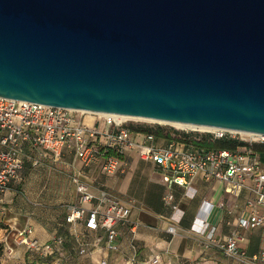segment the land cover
<instances>
[{
    "label": "water",
    "instance_id": "95a60500",
    "mask_svg": "<svg viewBox=\"0 0 264 264\" xmlns=\"http://www.w3.org/2000/svg\"><path fill=\"white\" fill-rule=\"evenodd\" d=\"M0 96L264 136V0H0Z\"/></svg>",
    "mask_w": 264,
    "mask_h": 264
},
{
    "label": "built area",
    "instance_id": "2783aa9c",
    "mask_svg": "<svg viewBox=\"0 0 264 264\" xmlns=\"http://www.w3.org/2000/svg\"><path fill=\"white\" fill-rule=\"evenodd\" d=\"M87 115L93 118L94 125L83 122ZM114 115L88 114L0 96V198L28 160L33 165H37L42 158L58 161L64 152H69L85 166L97 165L104 174L111 175L125 172L127 162H122L121 158L134 151L142 160L158 166L162 171L161 180L168 189L178 186L186 192L191 188V181L200 178L205 182L224 184L225 192L231 196H238L246 190L248 196L238 215L226 220L229 228L226 236L216 239V228H209L206 218L193 231L201 237L204 248L213 247L236 264H261L264 261V251L247 254L238 244L242 240L239 228L264 227V164L252 150V140L232 149L199 147L193 144L196 138L190 136L185 141L170 139L162 142L153 133L132 131L126 119ZM214 129L204 132L210 137L205 139L242 142L240 132ZM254 137L264 141V136ZM70 181L75 198L68 205L66 221L71 236L77 242V253L90 254L102 240L106 249L118 250L117 227L130 224L129 204L110 191H90L89 184L79 171L72 174ZM164 201L170 204L173 194L167 193ZM207 209L208 206L204 207V212ZM228 214L231 215V212ZM178 222L179 219L172 220L167 232L176 234ZM79 226L84 232L97 233L95 240H81ZM32 232L31 226L19 230L16 244L52 256L51 264L66 263L65 256L60 254L65 243L62 235L40 245L32 237ZM158 261V256H154L149 264H157Z\"/></svg>",
    "mask_w": 264,
    "mask_h": 264
},
{
    "label": "crops",
    "instance_id": "0c3cea01",
    "mask_svg": "<svg viewBox=\"0 0 264 264\" xmlns=\"http://www.w3.org/2000/svg\"><path fill=\"white\" fill-rule=\"evenodd\" d=\"M157 138L165 141L162 137ZM68 154L71 153L64 152L59 159V163L66 167L69 163L65 161V155ZM121 161L127 162L124 173L104 174L99 166L94 165L88 167L86 181L90 191L107 190L128 203L130 224L117 227L118 250L106 249L102 240L90 254L77 253L82 264H98L100 261L101 264H149L154 256H158L157 264H236L215 248H204L201 237L193 230L206 218L209 228H216V239L226 236L229 231L226 220L238 215L248 196L246 190L238 196H231L225 192L224 184L205 182L200 178H194L186 192L178 186L168 189L161 180L162 171L153 162L142 160L134 151L127 152ZM61 168L64 173L50 175L47 189L40 186L43 175L37 172L33 184L25 188H19L20 176L11 180L1 196L0 246L6 251L8 247L12 249L10 258L7 257L9 264H45L44 261L50 259L46 253L30 251L16 244L17 232L26 226L33 228L32 237L40 245L62 235L65 243L71 242L78 250L66 221L68 205L75 198L74 188L70 175L65 173L69 169ZM169 192L173 194L170 204L164 201ZM206 206L208 211L205 213ZM178 219L176 234L168 233V224ZM78 229L81 240H95L97 233L84 232L81 226ZM238 234L242 238L238 244L247 254L264 251V227L239 228Z\"/></svg>",
    "mask_w": 264,
    "mask_h": 264
},
{
    "label": "rangeland",
    "instance_id": "374dc122",
    "mask_svg": "<svg viewBox=\"0 0 264 264\" xmlns=\"http://www.w3.org/2000/svg\"><path fill=\"white\" fill-rule=\"evenodd\" d=\"M83 122L88 124V125H94L93 124V118L89 117L87 115L84 117ZM127 124L133 128V129H138L141 128V130L147 129L149 131H157V130H162L164 133L170 132L173 136L176 135V133L180 136L182 135H187L190 136V138H196L198 140L204 139V138H210L207 133H204L206 131H201V130H191V129H181L173 124H168V123H157V122H152V121H145V120H135V119H127ZM102 124H100L101 126ZM242 138V142L248 143L252 140V145L255 143H263L264 141H261L258 137L254 136H247V135H240ZM227 140V139H226ZM212 142V141H209ZM65 161L69 163V165L66 167L64 166L65 164H60L59 160L58 161H52L49 158H42L37 165H33L31 161H26L23 170L20 172V177L21 181L18 185L19 188H25L27 187L28 184L32 183L34 181V176H37V172L41 173L43 175L42 177V182L40 183L41 187L48 188L49 187V179L50 175H60L62 168H68L69 170L65 171L66 175L72 176V174L76 171H79L81 176L85 179L88 177V166H85V164L77 159L74 155L68 154L65 155ZM64 173V171H63ZM69 176V180H70ZM133 176H139L137 174H134ZM36 178V177H35ZM71 183V182H70ZM72 185V183H71ZM100 189H102L100 187ZM15 249L13 245H10ZM12 251V250H11ZM11 251L7 248L4 249L3 246H0V264H9V259L11 254ZM15 252V251H14ZM60 254L64 255L66 258V263L65 264H82L81 260L79 259V255L77 254V250L74 247V245L71 242L64 243L62 251ZM8 257V258H7ZM50 259L44 261L45 264H51L52 256H49ZM57 257V256H55ZM98 264H101V261L98 262Z\"/></svg>",
    "mask_w": 264,
    "mask_h": 264
},
{
    "label": "trees",
    "instance_id": "16d2710c",
    "mask_svg": "<svg viewBox=\"0 0 264 264\" xmlns=\"http://www.w3.org/2000/svg\"><path fill=\"white\" fill-rule=\"evenodd\" d=\"M129 128L132 131H146L153 133L155 137H162L165 141H168L170 139H177L178 141H185L187 135H178L176 133L175 136H173L170 132L164 133L162 130L157 131H149L147 129L141 130V128L133 129L129 126ZM212 141V142H209ZM193 144L199 147L204 148H224V149H232L235 148L237 145H245L244 142H238V141H232V140H226V139H219V140H207V139H194ZM252 150L258 155L260 161L264 164V142L263 143H255L251 145ZM32 251V250H30ZM27 264H41V263H35V262H27Z\"/></svg>",
    "mask_w": 264,
    "mask_h": 264
},
{
    "label": "bare ground",
    "instance_id": "6f19581e",
    "mask_svg": "<svg viewBox=\"0 0 264 264\" xmlns=\"http://www.w3.org/2000/svg\"><path fill=\"white\" fill-rule=\"evenodd\" d=\"M88 114H93L92 112H87ZM117 118L120 119H137V120H145V121H152V120H146V119H140V118H132V117H127V116H123V115H114ZM152 122H156V121H152ZM158 123H163V122H158ZM168 124H173L181 129H191V130H201V131H213L215 130L214 128H210V127H204V126H193V125H188V124H178V123H168ZM242 135H247V136H256L254 134H250V133H245V132H240Z\"/></svg>",
    "mask_w": 264,
    "mask_h": 264
}]
</instances>
